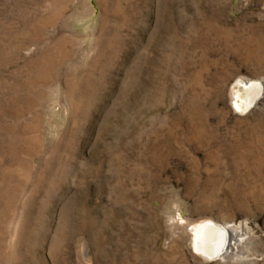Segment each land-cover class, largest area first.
Listing matches in <instances>:
<instances>
[{
  "label": "rangeland",
  "instance_id": "obj_1",
  "mask_svg": "<svg viewBox=\"0 0 264 264\" xmlns=\"http://www.w3.org/2000/svg\"><path fill=\"white\" fill-rule=\"evenodd\" d=\"M242 81L264 0H0V264H264ZM204 221L242 244L204 256Z\"/></svg>",
  "mask_w": 264,
  "mask_h": 264
},
{
  "label": "bare ground",
  "instance_id": "obj_2",
  "mask_svg": "<svg viewBox=\"0 0 264 264\" xmlns=\"http://www.w3.org/2000/svg\"><path fill=\"white\" fill-rule=\"evenodd\" d=\"M240 86L248 90L246 99L248 107L257 103L264 91L261 81H242ZM196 230L200 233L197 248L208 258L230 257L243 242L241 228L225 227L213 221H204Z\"/></svg>",
  "mask_w": 264,
  "mask_h": 264
}]
</instances>
